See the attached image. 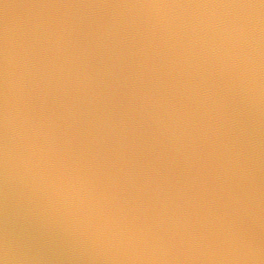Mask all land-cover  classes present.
Listing matches in <instances>:
<instances>
[{
	"label": "water",
	"instance_id": "obj_1",
	"mask_svg": "<svg viewBox=\"0 0 264 264\" xmlns=\"http://www.w3.org/2000/svg\"><path fill=\"white\" fill-rule=\"evenodd\" d=\"M0 264H264V0H0Z\"/></svg>",
	"mask_w": 264,
	"mask_h": 264
}]
</instances>
